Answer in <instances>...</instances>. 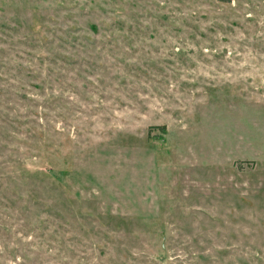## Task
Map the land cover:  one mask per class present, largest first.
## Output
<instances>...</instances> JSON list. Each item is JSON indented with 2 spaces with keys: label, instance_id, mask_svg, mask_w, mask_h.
Segmentation results:
<instances>
[{
  "label": "rangeland",
  "instance_id": "1",
  "mask_svg": "<svg viewBox=\"0 0 264 264\" xmlns=\"http://www.w3.org/2000/svg\"><path fill=\"white\" fill-rule=\"evenodd\" d=\"M0 264H264V0H0Z\"/></svg>",
  "mask_w": 264,
  "mask_h": 264
}]
</instances>
